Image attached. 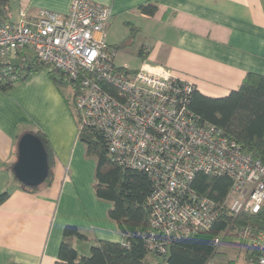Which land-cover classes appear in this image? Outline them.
<instances>
[{"label": "built area", "instance_id": "2783aa9c", "mask_svg": "<svg viewBox=\"0 0 264 264\" xmlns=\"http://www.w3.org/2000/svg\"><path fill=\"white\" fill-rule=\"evenodd\" d=\"M111 18L109 6L90 0H70L65 14L41 9L34 19L21 9L17 20L0 21V65L11 69L29 51L58 70L72 93L77 131L101 132L115 164L147 174L148 251L165 256L174 239L209 229L223 213H258L264 206V161L190 110L192 83L163 67L117 66L107 42ZM198 174L230 180L223 202L193 188ZM236 234L255 253L252 264H264V230L246 224ZM220 241L215 237L213 246Z\"/></svg>", "mask_w": 264, "mask_h": 264}, {"label": "crops", "instance_id": "0c3cea01", "mask_svg": "<svg viewBox=\"0 0 264 264\" xmlns=\"http://www.w3.org/2000/svg\"><path fill=\"white\" fill-rule=\"evenodd\" d=\"M90 1L112 10L107 42L116 48L115 55L129 49L119 45V31L126 36L127 24L135 31L130 47L142 55L139 66L118 64L114 58L117 66L163 67L213 98L237 89L248 72L264 75V0ZM147 1L157 5L153 16L136 10ZM69 4L70 0H9L6 20H17L21 9L28 19L41 9L65 14ZM32 59L28 51L15 63ZM49 71L43 67L0 91V193H9L0 204V264H56L67 224L88 238H74L79 255H89L97 240L123 242L107 215L111 203L94 194L96 159L85 155L78 138L71 90L67 84L58 87ZM38 129L52 149L53 178L28 192L19 187L11 167L17 161L18 138Z\"/></svg>", "mask_w": 264, "mask_h": 264}, {"label": "trees", "instance_id": "16d2710c", "mask_svg": "<svg viewBox=\"0 0 264 264\" xmlns=\"http://www.w3.org/2000/svg\"><path fill=\"white\" fill-rule=\"evenodd\" d=\"M136 10L153 16L157 5L153 1H147L138 5ZM8 14L9 0H0V21L6 20ZM132 30L134 36L135 31L133 28ZM43 67L46 66L35 59L26 64H16L11 69L0 65V91H7L15 83L24 80L29 73ZM12 76L16 79H12ZM49 76L58 87L66 85L58 70H50ZM189 108L200 118L220 127L228 138L239 143L246 152L264 161V75L248 72L237 89L218 98L205 96L194 87ZM34 134L40 139L47 153L48 174L41 185L49 184L53 178L52 149L42 130L38 129ZM78 138L85 145V155L96 159L94 194L98 199L111 203L107 215L115 222L123 236V242L97 240L90 246L89 255H79L73 245L74 238H88L75 225L67 224L62 231L56 264H150L147 257L150 251L146 249L143 234L149 226L147 199L152 190V181L142 171L115 164L108 156L106 141L101 132L83 129L78 132ZM18 185L28 192L41 186L26 187L20 182ZM193 188L221 203L229 192L230 180L226 177L198 174ZM8 197L7 191L1 192L0 204ZM246 224L251 225L255 231L264 230V206L256 214L242 213L237 217H230L223 213L209 229L174 239L165 256L150 253L161 258L155 264H235L221 247L237 245L245 249L244 264H252L255 253L250 252L236 234V229ZM218 236L221 241L215 248L213 239Z\"/></svg>", "mask_w": 264, "mask_h": 264}, {"label": "water", "instance_id": "95a60500", "mask_svg": "<svg viewBox=\"0 0 264 264\" xmlns=\"http://www.w3.org/2000/svg\"><path fill=\"white\" fill-rule=\"evenodd\" d=\"M11 171L16 180L26 187H37L47 178V153L33 132L23 133L17 141V161Z\"/></svg>", "mask_w": 264, "mask_h": 264}, {"label": "rangeland", "instance_id": "374dc122", "mask_svg": "<svg viewBox=\"0 0 264 264\" xmlns=\"http://www.w3.org/2000/svg\"><path fill=\"white\" fill-rule=\"evenodd\" d=\"M14 16H15V14H13L12 17L14 18ZM125 26L126 25H124V27ZM127 26H126L128 28L127 35L125 36L124 35V31L120 30L119 33H118V37L119 38L122 37L121 38L122 41L119 43V45H121L122 48L129 47V49L128 50H124L122 54H120V52L117 53V55H115V60L117 61L118 64H127L131 68H136V67L139 66L138 63H139V60L141 59L142 55H136L134 50L131 49L130 46H132L133 40H134V36H132L133 35V30L128 24H127ZM134 35H135V33H134ZM71 106H72V104H71ZM221 249H225L226 252H227V255L230 258H232L234 260L237 259L236 261L239 264H243V262H244V247L233 245L232 247H221ZM147 257H148V260H149L150 264H155V263L161 261V258L155 256L154 254H152L150 252L148 253Z\"/></svg>", "mask_w": 264, "mask_h": 264}]
</instances>
